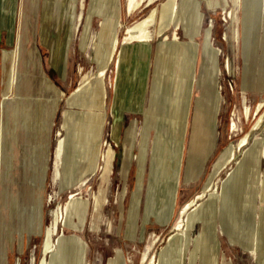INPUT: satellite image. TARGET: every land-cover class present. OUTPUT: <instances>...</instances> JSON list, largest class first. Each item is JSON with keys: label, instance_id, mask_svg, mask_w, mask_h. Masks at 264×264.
<instances>
[{"label": "rangeland", "instance_id": "obj_1", "mask_svg": "<svg viewBox=\"0 0 264 264\" xmlns=\"http://www.w3.org/2000/svg\"><path fill=\"white\" fill-rule=\"evenodd\" d=\"M162 1L153 0L146 5L144 0L132 17L121 25L120 38L124 35L125 25L140 20L150 7L158 6ZM89 2L84 0L80 5L82 7L84 3L87 7ZM127 2L121 0L122 6H126ZM20 3L21 0L17 8V24ZM263 14L261 0H213L210 6L205 0H189L188 3L178 0L176 17L168 23L167 28L160 29L154 20L149 26L148 40L152 62L156 47L160 44L152 80L149 75L147 86V105L151 86L147 123L144 126L142 114L126 113L116 140L111 136L112 124L115 122L112 115L116 80L115 50L104 76L106 115L98 139V166L93 173L82 175L74 167L76 163L79 160L80 163L84 160L91 162L79 153L75 125L83 121L86 112L80 115L83 109L68 106L67 96L85 76H89V83L78 93H86L85 105L89 107L84 110L97 111L91 107L97 106L98 102L90 97L93 89L90 84L96 74L95 63L88 53L73 47L69 71L62 79L47 60L48 48L38 46L42 55L41 63L38 56L42 65L39 64L41 73L53 77L61 89L58 111L50 130L49 168L43 190L41 185L29 189L33 185L28 184L30 174H27L26 163L30 162L34 153H37L36 162H44L42 135L53 93L44 89L31 63L25 62L23 48L13 92L8 94L3 103L0 68V264H42L44 257V264H51V252L43 254V241L58 207L59 212L63 209V217L58 222L53 238L55 243L60 234L65 238H80L85 247L80 264H146L151 256H155L153 264H158L162 247L172 235L175 239L179 237V242L177 244L174 239L170 243L173 251L168 260H162L161 264H264V21L258 19ZM78 16L81 17V13ZM94 22V27H98L99 18H95ZM207 28L210 29L208 41L211 50L217 51L216 74L211 68L210 52L204 53ZM174 35L176 40L173 39ZM4 36L5 31H0V54L3 49L15 47L14 43L5 42ZM95 39L96 28L89 37L88 50L93 48ZM172 46L179 48L180 57L190 54L193 56L192 62L196 57L192 92L187 106L185 99L183 104L180 103L182 97L179 92L178 95L174 92L176 86L172 85L169 78L166 79L167 75L172 80L180 77H176L172 64L168 69L171 72L166 71L167 63L170 65L172 60H177L178 65L182 66L183 62L185 67L187 62L174 57ZM97 48L100 65V52L104 46ZM60 51V48L52 50L51 59L57 67L63 59ZM247 52H250V56L245 64ZM162 75L169 90L162 87L157 100L153 82H157V76ZM26 78L28 83L24 82ZM98 79L97 76L94 83ZM216 93L217 109L212 106ZM246 106L248 114L245 113ZM66 110L68 112L64 117ZM258 120L259 123L255 125ZM132 122L135 123L130 128L135 127L133 143L128 131ZM149 123L152 127L150 139L147 140ZM155 125L161 126L167 140L172 130L176 132L174 128L171 129V125L181 126L178 176L174 181L173 196L170 197L157 181L154 186L151 185ZM246 134V144L242 149L237 148L233 158L221 166L222 154L235 147ZM211 140V149L208 151ZM59 141L62 151L57 157ZM109 146L114 149V157L110 172L102 177L105 166L103 153ZM92 148L93 145L91 151ZM146 149V168L144 175H141L138 173L140 158L145 155ZM190 151L194 154V161L187 174ZM57 168L63 174L60 175ZM35 179L39 182L43 175L33 176L32 180ZM17 182L20 184L17 185ZM62 182L65 188L60 189ZM208 183L213 194L207 191L202 197L196 198V202L181 216L182 207ZM71 193L75 194L77 201L86 203L82 223L72 205L68 212L65 211L67 203L71 201ZM69 218L78 226L70 227L64 222ZM178 219H182L180 225L177 224ZM57 245L54 244L53 248ZM63 264H76L74 256H66Z\"/></svg>", "mask_w": 264, "mask_h": 264}, {"label": "crops", "instance_id": "obj_2", "mask_svg": "<svg viewBox=\"0 0 264 264\" xmlns=\"http://www.w3.org/2000/svg\"><path fill=\"white\" fill-rule=\"evenodd\" d=\"M115 1L116 0H99V1L90 0L87 7L84 6V3L83 6L81 7L80 4L81 2H84V0H21L20 11L18 13L19 21L17 24L16 15H17L19 0H0V31H5L4 40L7 44L14 43L15 46L16 45L15 43L22 40L23 43L22 45L25 48H28L29 46H33L35 48L37 56L40 57V63L42 62L41 60L42 55L38 49V46L48 48L47 60L51 65V67L56 71L58 76L61 77L62 79H65L70 68L71 48L78 47L80 51H84L88 53V55L95 63V68L97 73L99 68V63L97 59L96 49L98 46H105L106 44L105 42L109 43V41L111 42L112 39L115 37L116 50H117L116 60H115V66H116L115 79L117 80H115V83L116 81L117 84L119 82L118 85L120 88L119 91L117 92L114 83V95H113V103H112V115L114 117V121L115 122L117 121L119 123V127H121L123 117L126 113L142 114L144 116V126H146L147 110L151 103L150 102L151 86H150V91L148 95V105H147V86L149 81V75H151V80H152V74L155 68L156 55L160 43L156 47L154 60L152 62L151 48L147 39L134 38V39H127V41L124 40L126 35L125 33L126 28L128 26L133 25L137 20L131 21V23L125 25L126 28L124 35L122 38H120L119 30L121 25H124L128 20V18L132 17L134 12L138 8H135L133 11L130 12L125 5L122 6L121 0H117L116 3ZM145 1L147 5V3L150 0H148V2L147 0ZM143 2L144 0L142 1L141 4H143ZM29 7L30 9H27ZM80 13H81V17L78 16ZM95 18H99L100 20L98 27H94ZM95 28H96V39L94 44L92 45L93 48L91 50H88L89 37L93 32V30H95ZM15 32H16V37L14 38ZM191 33L194 34L192 31ZM53 48H60L62 50L60 52L62 53L63 59L59 67H57L52 62L51 59ZM119 52L121 53L120 61L117 63V57ZM186 57L187 55L181 56L180 61L181 60L183 61V59H185L186 61ZM111 60L112 58H110L106 63L105 73L106 70H108V66ZM194 63L196 66L195 56L192 62L193 65L189 64L188 66L189 68H186L187 66L184 67L183 62L181 63L182 66L178 65L177 60L176 62L172 60V63H170L169 65L171 66L172 64L173 67L172 69L175 71L176 77L183 76V78L179 77L180 80L173 78V80L171 79V81L173 83L172 85L176 86L174 92L177 95L180 90L184 92L185 95L184 99L185 100L187 99V102H185L184 100L186 106L189 104L191 92H192L191 82L194 77V75H192L194 71L193 70ZM40 66L42 65L40 64ZM38 69L41 68L39 67ZM27 70L28 68L26 69V72ZM39 71H40L39 74L42 75L41 70ZM105 73L102 76V86L104 89V98H103L102 107H98V106L91 107L97 110L93 112L102 113L103 118L106 108L105 105L106 93L104 86ZM96 75L97 74H95V80L97 79ZM44 76L45 77L47 76L46 78L50 80L55 85V87L61 92V89L54 82L53 77H51L47 73ZM98 78L100 77L98 76ZM94 81L92 82V84H90V88L97 82L96 81L94 83ZM24 82H27V78L26 81ZM22 91L24 94L27 93L25 88H23ZM158 96L159 93L157 94V100H158ZM56 100L58 102H57V106L55 107L51 115L49 132L52 126L54 125L56 113L59 107V98ZM85 100H86V93L84 91H82L80 94L79 93L76 94L75 91H72L71 94L67 96L68 106H75L83 109L81 110L80 115L84 112H89L87 110H84V108L86 109L89 107L83 103L85 102ZM66 112H68V110L64 112V117ZM103 125H104V121H103ZM103 125L101 127L99 137L102 134ZM131 126H135V123L132 122L128 131L130 130ZM127 139H129L128 132H127ZM49 146H50V133H49V139L47 145L45 147L46 155L44 158V162L42 164L36 162L35 157L37 156V153H34L35 155L31 157L30 162L26 163L27 165L26 168L28 169L27 171L29 172L27 174H30V177H28L30 182L28 184L33 185V187H29V189H35L37 188V185H41L42 190L45 187V181L48 174L49 159H50ZM146 147H147V140H146ZM99 151L98 153L96 152L95 154L93 153V150L90 152L92 154H90L88 158L91 164L86 162V160H84L82 163H80L79 160L76 163L74 167H76L77 171L81 175L85 173L86 174L93 173L96 170L98 166L97 161H98ZM140 151H141V144H140ZM146 158H147V149L145 151V155L140 158L141 162L139 165L138 173L141 175H144L145 172ZM58 170L59 169L57 168V171ZM61 174H63L62 171H60V175ZM37 175H43V179L39 182L36 179L32 180L33 176H37ZM16 184L19 185L20 183L17 182ZM63 185L64 182L61 183L60 189L65 188ZM41 215H42V211H41ZM41 228H42V221H41Z\"/></svg>", "mask_w": 264, "mask_h": 264}, {"label": "bare ground", "instance_id": "obj_3", "mask_svg": "<svg viewBox=\"0 0 264 264\" xmlns=\"http://www.w3.org/2000/svg\"><path fill=\"white\" fill-rule=\"evenodd\" d=\"M142 1L143 0H128L126 8L131 12L135 8H138V6L142 3ZM188 1L189 0H186V3H188ZM205 1L207 2V4L209 6L213 4V0H205ZM116 2H117V0L115 1V3ZM152 2H153V0H150L148 3H152ZM222 2L225 3L224 1H222ZM177 3H178V0H163L162 2H160V4L158 6L153 5L152 7H150V9L148 10L147 14L143 18H141L140 20H137L133 25L128 26L126 28V32H125L126 35H125V39L124 40L127 41V39L137 38V39H147V41H148L149 40V36H150L149 26L154 20H156V22H157V24H158L160 29L167 28L168 27V23L174 21V19L176 17V14H177ZM113 7H114V5H113ZM262 8L264 9V0H261V9ZM27 9H30V7L27 8ZM258 19H259L260 22L262 21V19L264 21V14L262 15V17H260ZM249 24H250V22H249ZM205 33H206V35H205L206 36V40H205V43H204V53L210 52V60H211V63H212L211 68L214 71V74H216L217 71H218V67H217V63H216L217 51L214 50V49L211 50L210 43L208 41L209 34H210V29L207 28ZM173 37H174L173 39L176 40V38H177L176 35H174ZM105 43L106 44H105L103 50L100 52L102 60H101V63L99 65L98 71L96 73L97 76H99L100 78L93 85V89H92L91 94H90L91 99L94 102L95 101L98 102L97 103L98 107H102L103 98H104V89H103V86H102V76L105 73L106 63L108 62V60L110 58H112L113 53L116 50V38L114 37L111 42L109 41V43L108 42H105ZM15 44L16 45H15L14 48H12L10 50L3 49L1 54H0V64H1L0 68H1V75H2L1 84H2V87H3V96H2L3 97V103L6 100L8 94L12 91V88H14V80H15V77H16V74H17V71H18V63H19L20 56H21L23 48H24L25 62H30L32 67H33V70L39 76H41L40 79L42 80L44 89L49 91V92H51V93H53V97H52V100H51L50 105H49V113H48V116H47V120L45 122L46 124H45L44 132H43V135H42L43 153L46 155V153H45V149L46 148L45 147H46L48 139H49L50 119H51V115H52L55 107L57 106V102L58 101L56 99H58L60 97V91L43 74L42 75L39 74L40 73V71H39L40 69H38L40 67L39 66V62H38L39 58L37 56V53H36L34 47L33 46H29L28 48H25L22 45L23 44L22 40L18 41ZM171 51H172V53H173V55H174V57L176 59H180V54H179L180 50H179V48H177L175 46L174 47L172 46V50ZM250 52L249 53L247 52V54H245L246 55L245 56V64L247 63V60H248V58L250 56ZM120 54L121 53L119 52L118 53V57H117V63L120 61ZM156 57L158 59L159 56H156ZM35 60H36V62H35ZM186 61L187 62H186L185 67L187 66L186 68H189L188 67L189 64L192 65V57L190 56V54L187 55ZM227 66H228V60H227ZM167 67H169L168 63H167ZM166 70L168 71V68H166ZM246 70L248 71V69L245 68V71ZM169 71L171 72V70H169ZM245 76H244V80H245ZM157 77H158V81L157 82L156 81H154V82L152 81L153 82V90H154V92H156L158 94V92H160V89L162 87L163 88H167V90H169L168 86L166 85L164 75L157 76ZM168 78H169V81L171 82V78L172 77L167 75L166 79H168ZM87 83H89V76H85L83 78V80L80 83V85L77 86L76 89L74 90L75 93L77 94L80 90H82ZM118 84H119V82H118ZM118 84H117V81H116L115 88H116L117 92H118V89H119V85ZM181 89H183V88H181ZM179 95L182 97L180 103L183 104L184 92L182 90H180L179 91ZM71 100H72V98H71ZM83 103L87 104L86 102H83ZM212 104H213L212 106L217 109V106H218L217 93L214 95ZM19 106H20V103L17 104V108L18 109H19ZM247 108L248 107L246 106V108H245V113L246 114H248V109ZM260 120H261V118H260ZM260 120H258L255 125H257ZM103 121H104V118L102 116V113H100V112L99 113L98 112H86L83 121L79 122V124L76 123L75 127L77 129V136L75 137V141L79 145V148H80L79 149V153L81 155H83V157H87L88 158V156L90 154H92V153H90V151H91L90 149H91L92 145L94 146V148H92L93 149V153L94 154L96 152L98 153V151L100 149V144L98 142V139H99V134H100L101 127L103 125ZM64 125H65V120L63 122V126ZM233 125H235L234 121H233ZM151 127H152V125H151V123H149L147 125V128H148V130H147V140H148V138L150 139L149 134H150ZM180 127H181L180 125H171V129L174 128V130L176 132H174L172 130L170 132L171 133L170 138H169V140H167V137H165L163 132H162L161 126L155 125V129H154L155 133H154V138L152 140L153 159H151V160L153 162L152 163L153 164L152 168L154 169L153 170L154 172L151 175L152 176V181H153L151 183V185L154 186V184H156V181H157L158 185L162 186V188L167 191V196L168 197H170V195L173 196L174 181H175V179L178 176V166H179V163H180L179 144L181 142V138H180L181 135H180V132H179V128ZM134 128L135 127H133L130 130V132H129L131 134V136H132V139H131L132 143H133V138H134V130H135ZM176 129H178V130H176ZM118 134H119V123L116 121V122H114L112 124L111 136L116 140L117 137H118ZM247 135L248 134L242 136V138L240 139V141L238 142V144L235 147L231 148L228 151H225L222 154L221 159H220V165L221 166L225 162L229 161L231 159V157L233 158V156L236 153V149L237 148L242 149V146L244 144H246ZM210 139L213 140L212 136H210ZM212 140L210 141V145L208 147V151H210V149H211ZM142 143H143V140H142ZM131 149H132V145H131L129 150L131 151ZM61 151H62L61 141H59V144H58L57 149H56L57 157L60 155ZM113 154H114V149L111 146H109L107 151L103 153V159L105 161V166H104V171L102 173V177L106 176L110 172V169H111L110 165L112 163ZM129 155H131V154L129 153ZM193 161H194V154L190 151V153L188 155V161H187V169H186L187 174L190 173V170H191V168L193 166ZM244 168H245V166H244ZM242 182H243V180H242ZM246 182H248V180ZM207 191L210 192V195L213 194V191L211 190L209 183L206 184L202 188V190L200 192H198L196 194V196H194V198H192L190 201H188L182 207V209L180 211L181 216H183V214L186 212V210L189 208V206L193 202L194 203L196 202L195 201L196 198L202 197ZM74 196H75V194L71 193V195H70L71 201H69L67 203V206L65 207V211L68 212L70 206L72 205V207L74 209V213L77 214V216L79 217V222L82 223V221L84 219L83 218V213L85 212V209H86V203L77 201L74 198ZM241 196H242V194H241ZM97 201H98V199H97ZM96 204H97V202H96ZM236 205H237V203H236ZM60 213H61V215H60ZM62 217H63V209L61 208V210L59 212V207H58L53 213V220H52L51 226H48V228L46 230V234L44 236L45 238H44V241H43V254L46 255L47 253L51 252V254H50V263L51 264H63V261H64L65 257L68 256L69 254H72V256H74L76 264H80V263H82V260H83L84 254H85V247H84L83 242L81 241L80 238L74 237V236L65 238L64 235H62V234L59 235L58 234L59 236L56 239L57 240L56 243H55V239L53 238V235L56 234V230L58 228V222L60 221V218H62ZM244 218H245V216H244ZM225 219H227V218H225ZM181 220L182 219H178V221H177L178 225H180ZM64 222H66L68 225H70V227L71 226H78V224L75 223L74 221H72L71 218H69L68 221L64 220ZM175 224H176V222H175ZM174 237L175 236L172 235L170 237V239H169V242L162 247V250H161L160 255H159L160 259H159L158 264H161L162 260H168L170 254L173 251L170 248V243L175 239ZM231 238H232V236H231ZM242 240H243V238H242ZM175 242L178 244L179 237H177L175 239ZM54 244H58V245L55 248H53ZM172 248H173V246H172ZM44 261H46L45 257L43 258L42 264H44ZM154 261H155V256H151L150 260L146 264H153ZM110 264H117V263L111 262Z\"/></svg>", "mask_w": 264, "mask_h": 264}]
</instances>
